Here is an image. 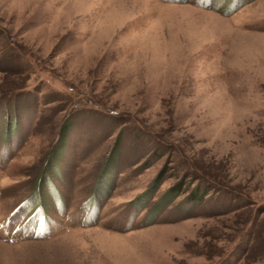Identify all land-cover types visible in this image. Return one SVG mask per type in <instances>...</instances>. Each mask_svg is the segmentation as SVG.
Returning a JSON list of instances; mask_svg holds the SVG:
<instances>
[{
  "label": "rangeland",
  "instance_id": "obj_1",
  "mask_svg": "<svg viewBox=\"0 0 264 264\" xmlns=\"http://www.w3.org/2000/svg\"><path fill=\"white\" fill-rule=\"evenodd\" d=\"M0 264H264V0H0Z\"/></svg>",
  "mask_w": 264,
  "mask_h": 264
}]
</instances>
